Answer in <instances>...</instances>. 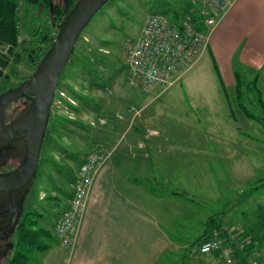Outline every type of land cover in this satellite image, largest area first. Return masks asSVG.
Here are the masks:
<instances>
[{
  "label": "rangeland",
  "instance_id": "obj_1",
  "mask_svg": "<svg viewBox=\"0 0 264 264\" xmlns=\"http://www.w3.org/2000/svg\"><path fill=\"white\" fill-rule=\"evenodd\" d=\"M19 1L20 41L26 45L16 50L27 55L24 48L32 31L41 21L47 24L48 14L41 19L42 13L34 6ZM167 1L171 10L168 18L176 17L174 10L184 15L190 8L188 0ZM153 2L110 0L84 29L77 51L107 47L116 67L126 64V41L140 36L147 16L154 12ZM10 48V44H0V54L10 56ZM207 61L206 58L182 73L173 85L148 92L131 87L123 69L117 76L115 68L98 64L97 69L102 72L92 75L78 60L69 63L59 85L67 99L63 98L59 106L54 104L53 109L54 120L65 119L66 123L57 121L50 126L34 185L35 195L26 206L27 212L37 214H27L25 221L34 220L35 227L52 233L38 237L41 245L57 246L54 224L73 198L81 160L92 152L103 153L108 157L107 163L113 154L122 151L152 157L150 187L155 196L164 199L162 204L166 206L167 202L164 215L174 239L193 242L197 233L206 230L213 215L222 223V229L233 235L237 229L238 234L244 231L250 237L264 235V108L256 104L255 92L246 91L243 99L259 118L246 116L237 106V94L234 98L232 92L230 101L225 98V88L212 60ZM14 63L10 57V65L4 69L13 80L33 72L26 58ZM90 77L95 78V83ZM107 80L103 89L101 83ZM72 92L84 95L87 102H78ZM68 98L77 102V108L69 105ZM119 144L122 146L118 150ZM159 169L167 173H155ZM138 174L130 172L132 178L141 175ZM39 194H46L44 200L39 199ZM24 252L32 254L29 264H42L48 256L47 250L29 251L28 247ZM184 252L188 249L172 257L164 255L160 264H185V258L180 257ZM253 259L256 261L251 264H264V242ZM197 263V258H188V264Z\"/></svg>",
  "mask_w": 264,
  "mask_h": 264
},
{
  "label": "crops",
  "instance_id": "obj_2",
  "mask_svg": "<svg viewBox=\"0 0 264 264\" xmlns=\"http://www.w3.org/2000/svg\"><path fill=\"white\" fill-rule=\"evenodd\" d=\"M206 58L212 60L228 101L232 92L234 98L238 93L237 73L241 77L244 73L247 83L258 76V83L247 92H255L256 104L264 108V0H236L212 32L207 51L189 70ZM151 161L141 152L113 154L95 177L75 247H64L55 234L57 246L47 250L42 264L54 259L58 264H160L164 255L172 257L184 249L188 252L180 257L185 264L189 257L197 258V264H222L214 263L218 252L198 253L205 231L197 233L193 242L171 237L164 215L167 202L162 204L164 199L150 187ZM131 171L141 175L132 178Z\"/></svg>",
  "mask_w": 264,
  "mask_h": 264
},
{
  "label": "built area",
  "instance_id": "obj_3",
  "mask_svg": "<svg viewBox=\"0 0 264 264\" xmlns=\"http://www.w3.org/2000/svg\"><path fill=\"white\" fill-rule=\"evenodd\" d=\"M235 1L188 0L191 7L178 20L160 13L149 14L140 36L129 38L125 44L128 84L147 92L159 86L173 85L207 51L212 32ZM195 12L202 16L204 29H199L193 22ZM63 98H66L65 92L57 91L53 103L59 106ZM68 101L76 104L73 99L68 98ZM107 159L103 153L92 152L80 164L73 198L55 225L58 240L66 248L73 249L76 245L95 177ZM221 232L215 230L197 251L201 254L218 252L219 259L214 263L237 264L233 246L227 244ZM238 246L243 248L241 243Z\"/></svg>",
  "mask_w": 264,
  "mask_h": 264
},
{
  "label": "trees",
  "instance_id": "obj_4",
  "mask_svg": "<svg viewBox=\"0 0 264 264\" xmlns=\"http://www.w3.org/2000/svg\"><path fill=\"white\" fill-rule=\"evenodd\" d=\"M153 1H154L153 3H155V6L152 7L154 9L153 13H160L166 16L169 15L171 10H169V2L167 0H153ZM25 2L31 6H34L37 11H40L42 13L40 16L41 19H44L43 18L44 15L48 14L47 17L48 22L45 25L41 21V24H39V26H36V28L32 31V38L27 43L28 46L24 48L27 55H23L21 52H18L16 50L20 45L23 46L26 45L25 41H20V35H21V28L19 25L21 20L20 1L0 0V44L11 45L10 56L6 57L5 55L0 54V78H6L7 76H10L9 74L4 73V69L10 65V57H12L15 60L14 63L15 65L17 63L22 62L23 59L26 58L32 69L36 70L44 54L51 47L52 43L55 41L64 18L69 13L70 9L74 6V4L77 2V0H25ZM173 12L176 17L173 16L172 19L178 20L183 17V15L179 13V10L176 11L174 10ZM202 19H203L202 16L198 12H195L192 15V20L199 29H204V26L202 25ZM81 38L82 37H80L79 39ZM105 43H107L105 45H108V42ZM106 48L107 47L101 50L99 47L96 46L95 49L89 48L87 52L80 53L77 51L78 45H76L70 62H75V60H78L79 63L82 64V66L84 67V70H87V72H90L92 75L100 74L102 72L101 69L99 68L97 69L98 64H103L104 66L102 67L109 66L115 68L117 76L119 74V71H121V69L126 71L127 69L126 64H122V66L120 65V67H116V65H114V60H112V57L109 55L110 52L107 51ZM97 52L100 53V55L97 54ZM103 57H107V58L111 57V58L107 60H103ZM15 65L12 66L13 71L16 70ZM68 65L66 67H68ZM90 78L91 81L95 83L96 81L95 78L93 77ZM110 78L113 79L114 76H110ZM108 81L109 80H107L104 83L100 82L102 84V87H104L103 89L106 88L105 86L108 84ZM236 81H237L236 88L238 90V93L236 95L237 106L249 118H254V119L259 118L257 115L254 114V112H252L249 109V107L247 106V104L243 99V96L248 90V88H251V84L256 85L258 83V76L256 77L255 81H253L252 83H246V80L243 79L237 73ZM59 85L57 91L61 92ZM71 94L78 102L80 103L87 102V99L84 98V95L78 94L76 92H72ZM69 105H71L74 109L77 108L75 107V105H77V102L76 104L69 103ZM53 109L54 108L51 109L50 124L46 135L47 138L50 133V126H54L58 122L60 123L62 122V124L66 123L65 119H59V121L57 120L58 122L54 120ZM83 160L84 159L81 160L80 164L83 162ZM73 180L74 178L71 179V181ZM49 198L51 199V196H49ZM31 214H37V212L34 211ZM35 225H37V222H35L34 220L27 222L25 221L24 223H22L19 230L17 248L5 260L4 264H29L31 262L32 254L31 252L30 254L25 253L24 252L25 248L29 247V251H34L36 249L43 251V250H48L50 248V245H46V244L41 245L40 241L38 240V237L39 236L49 237L50 235L52 236V233L50 234L47 228L35 227ZM222 227H223L222 223L219 222L214 215L209 217L206 223L205 234L203 235L204 239L200 242V244L205 240L210 239L212 233L215 230H220L222 231L221 232L222 236L226 239L227 244L233 246V253L237 264H251L252 261H256L253 258L256 252L261 248L262 243L264 242V235H262V237L260 238L256 236L250 237L247 234V232H243V233L240 232L238 234L237 233L238 231L235 230L234 231L235 237H233V233L231 231L222 229ZM200 240L201 239H199V241ZM199 241H196V244ZM239 243L243 245L242 249L239 248L238 246ZM222 264H224V262H222Z\"/></svg>",
  "mask_w": 264,
  "mask_h": 264
},
{
  "label": "water",
  "instance_id": "obj_5",
  "mask_svg": "<svg viewBox=\"0 0 264 264\" xmlns=\"http://www.w3.org/2000/svg\"><path fill=\"white\" fill-rule=\"evenodd\" d=\"M110 0H77L64 18L55 41L46 51L31 77L21 85L0 94V139L5 132L24 129L27 152L16 169L0 173V190H10L29 182L38 171L42 147L50 122L53 100L60 78L70 62L84 29ZM27 92L29 94H27ZM31 104L26 113L5 126V110L14 99L27 96Z\"/></svg>",
  "mask_w": 264,
  "mask_h": 264
},
{
  "label": "flooded vegetation",
  "instance_id": "obj_6",
  "mask_svg": "<svg viewBox=\"0 0 264 264\" xmlns=\"http://www.w3.org/2000/svg\"><path fill=\"white\" fill-rule=\"evenodd\" d=\"M32 73L16 80H13L11 76L0 78V94L8 89L18 87L29 79ZM27 94L29 93L27 92ZM30 104L31 99L28 95L18 97L11 101L5 110V126H9L21 118L28 110ZM52 108H54V103ZM25 134L26 131L24 129L9 130L0 139V173L10 172L20 166L24 161L27 152V141L24 138ZM41 157L42 151L40 160ZM37 176L38 171L29 182L18 188L0 190V264L5 258H8L7 256L10 252H13L17 248L20 227L25 222V216L32 213V211H26V206L30 198H33L35 195L34 185ZM45 196L46 194L44 196L39 194V199L44 200Z\"/></svg>",
  "mask_w": 264,
  "mask_h": 264
}]
</instances>
